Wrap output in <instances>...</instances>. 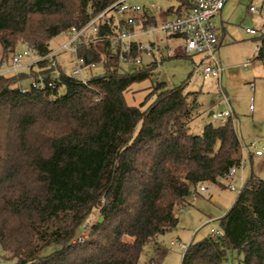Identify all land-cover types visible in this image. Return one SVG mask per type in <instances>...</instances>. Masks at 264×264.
I'll use <instances>...</instances> for the list:
<instances>
[{"label": "trees", "instance_id": "trees-1", "mask_svg": "<svg viewBox=\"0 0 264 264\" xmlns=\"http://www.w3.org/2000/svg\"><path fill=\"white\" fill-rule=\"evenodd\" d=\"M117 1L0 0L1 65L11 64L18 45L34 57L47 55L52 39ZM150 23L157 19L144 27ZM115 34L102 27L99 36ZM258 41L256 58L264 64V32ZM109 46L108 39L80 45L78 56L103 70L88 87L59 63L56 88L22 93L25 81L51 76L47 61L0 78V258L6 261L139 264L147 245L177 228L194 192L228 189L226 176L241 163L232 117L191 133L196 102L189 103L184 85L168 89L157 80L144 102L130 106L125 93L151 80L159 65L154 58L128 73ZM131 54L138 55L134 47ZM95 213L102 221L88 227ZM220 226L218 236L187 245L182 264H223L233 251L243 256L241 264H264V180L251 174ZM81 231L87 238L78 237Z\"/></svg>", "mask_w": 264, "mask_h": 264}, {"label": "rangeland", "instance_id": "rangeland-1", "mask_svg": "<svg viewBox=\"0 0 264 264\" xmlns=\"http://www.w3.org/2000/svg\"><path fill=\"white\" fill-rule=\"evenodd\" d=\"M141 6L154 4L164 12L171 8L179 7V0H138ZM255 7L258 12L253 15L250 7ZM218 37L222 39L219 48V56L224 67L220 82L212 79L203 80L201 69L197 68L200 63L199 57L193 60L185 57L182 51V41L179 38H169L166 34L158 31L141 37L144 43L153 39L159 46L155 54L158 60V68L153 71L151 80L134 84L126 93L125 99L130 106H139L152 92L151 85L157 80L166 84L168 89H174L184 85V93L189 95V103L196 107L190 124V131L194 135L202 134L207 125L219 127L223 121L218 115L231 112L235 131L240 139L241 161L245 166L243 173L238 172L240 178L243 175L245 184L251 174L264 180V157L257 158L252 149H248L256 142L259 147L264 145V64L257 57V48L260 45L258 39L264 32V0H227L222 19L215 18ZM255 29L257 35H250L246 29ZM69 32H64L50 41V48L55 49L70 39ZM26 48L22 45L16 47V52L21 53ZM168 50H173L171 58H165ZM3 57V49L0 45V62ZM72 58L63 54L61 64L66 66V73L71 74ZM34 59L31 54L25 62ZM152 59L144 57V63L148 64ZM251 61L248 69L243 65ZM161 63V64H160ZM125 71L134 73L137 67L124 65ZM98 67L95 74H102ZM27 72L26 70L24 71ZM30 84L25 81L24 86ZM254 84V89L250 85ZM62 88L60 93L63 94ZM214 113V115H211ZM262 142V144L260 143ZM260 143V144H259ZM226 186L227 182L224 183ZM207 192L197 191V196H191L190 206L179 213V224L176 229L160 237V256L157 257L153 244L145 247L140 258V264H182L185 249L181 245H189L191 242H199L211 236L212 230L219 231L220 219L233 206L238 193L227 188L219 189L206 186ZM101 217L98 213L93 214L88 227L95 224ZM88 232L81 231L78 237L87 238ZM175 243V246L172 245ZM55 247L47 248L44 254H49ZM163 250V251H162ZM243 256L236 251L228 252L223 264H241ZM15 260L6 261L0 258V264H15Z\"/></svg>", "mask_w": 264, "mask_h": 264}, {"label": "built area", "instance_id": "built-area-1", "mask_svg": "<svg viewBox=\"0 0 264 264\" xmlns=\"http://www.w3.org/2000/svg\"><path fill=\"white\" fill-rule=\"evenodd\" d=\"M138 0H118L103 12L93 17L86 25L80 29L72 27L68 32L71 35L70 39L63 45L43 56L34 57L35 61L25 62L30 57L31 52L24 50L13 56L11 64H3L0 67V78L11 76L19 73L24 68L35 66L42 61H47L50 68L54 69V77L40 75L38 79H32L30 84L21 86L22 93H27L32 89L45 90L46 88H56L61 82L58 72V64L61 63L60 57L63 54H68L72 58L70 78L76 83L89 86L90 79L96 75L95 71L99 67L95 63H88L85 59L78 56V49L82 44L95 43L99 40L108 39L110 42V51L117 56L122 62L129 66L141 67L144 62V57L148 56L152 60L155 54L159 51L156 41L153 39L140 42L141 37L158 31L171 38L177 36L182 43V50L186 56L200 57L201 76L203 80H216L220 82L224 67L219 57V38L217 27L214 24V19L218 18L225 8L227 0H179V7L171 18H166L157 21V24L150 23L147 28L144 27L145 21L156 18L163 12L162 9L155 7L154 4H146L141 6ZM251 13H257L258 9L250 7ZM115 29L117 34L113 36L100 37L101 28ZM250 35H257L255 29H246ZM133 47L138 55L132 56ZM259 49V47H258ZM173 50H168L167 58L172 56ZM158 63V60H157ZM161 64V63H160ZM251 61L243 65L248 69ZM254 89V84L250 85ZM231 117V112L226 111L218 118L225 119ZM262 144V142H260ZM259 143V144H260ZM248 149L255 151L256 157L264 156V145L259 147L256 142L252 143ZM245 166L241 161L238 167H233L226 176L228 189L240 193L243 188L242 179L237 174L240 171L243 173ZM207 188L202 186L201 192H205ZM192 196H197L194 192ZM213 236H218L217 230H212ZM175 246V243H172ZM182 249L187 248V245H181Z\"/></svg>", "mask_w": 264, "mask_h": 264}, {"label": "crops", "instance_id": "crops-1", "mask_svg": "<svg viewBox=\"0 0 264 264\" xmlns=\"http://www.w3.org/2000/svg\"><path fill=\"white\" fill-rule=\"evenodd\" d=\"M172 12H169V10L168 11H166V12H162L161 13V15L159 14L157 17H156V19H157V21H160V20H163V19H166V18H171V17H173V15L175 14V11H176V9H174V8H171L170 9ZM251 13V12H250ZM164 14H167V15H164ZM251 14H253V15H255L256 13H251ZM164 15V16H163ZM219 18L220 19H222V14L219 16ZM217 27V26H216ZM217 30H218V28H217ZM219 38V37H218ZM219 41H220V44H219V48H220V46H221V44H222V39H220L219 38ZM157 43V42H156ZM157 46H158V44H157ZM158 48H159V46H158ZM183 51V50H182ZM184 53V52H183ZM184 55H185V53H184ZM172 56H173V52H172ZM171 56V57H172ZM34 57V56H33ZM167 56H166V54H165V58H166ZM170 57V58H171ZM185 57H187V58H189V59H191V60H193V57H189V56H186L185 55ZM220 57V56H219ZM154 58L156 59V56H154ZM200 58V57H199ZM2 60V59H1ZM33 61H35V58L34 59H32L31 61H29L28 63H31V62H33ZM62 61H64V59L62 60L61 59V62ZM200 62H201V59H200ZM199 65H200V63H199ZM199 65H197V68L199 69V71H200V68H199ZM2 65H1V62H0V67H1ZM24 69H27V68H24ZM23 69V70H24ZM53 77H54V74H51ZM31 81V80H30ZM29 85V84H28ZM27 85V86H28ZM22 86H24V85H22ZM264 157V156H263ZM263 157H257V158H263ZM240 179H242V183H243V175L240 177ZM260 179V178H259ZM262 180V179H261ZM243 185H244V183H243ZM207 192V190L204 192V193H206ZM159 241H160V238H158V240H157V242L156 243H152L153 245H154V248H155V252L157 253V257H159L160 256V251H161V248H160V243H159ZM163 251V250H162ZM152 261H154V260H152ZM151 263V262H150ZM139 264H140V262H139Z\"/></svg>", "mask_w": 264, "mask_h": 264}, {"label": "water", "instance_id": "water-1", "mask_svg": "<svg viewBox=\"0 0 264 264\" xmlns=\"http://www.w3.org/2000/svg\"><path fill=\"white\" fill-rule=\"evenodd\" d=\"M211 115H214V113H211ZM100 221H102V218L100 219Z\"/></svg>", "mask_w": 264, "mask_h": 264}]
</instances>
